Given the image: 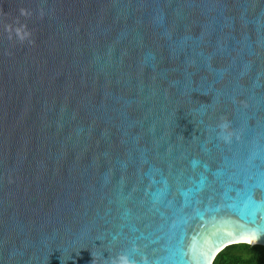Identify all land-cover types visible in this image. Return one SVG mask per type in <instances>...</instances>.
<instances>
[{
  "label": "water",
  "instance_id": "1",
  "mask_svg": "<svg viewBox=\"0 0 264 264\" xmlns=\"http://www.w3.org/2000/svg\"><path fill=\"white\" fill-rule=\"evenodd\" d=\"M236 243L264 245V0H0V264Z\"/></svg>",
  "mask_w": 264,
  "mask_h": 264
},
{
  "label": "trees",
  "instance_id": "2",
  "mask_svg": "<svg viewBox=\"0 0 264 264\" xmlns=\"http://www.w3.org/2000/svg\"><path fill=\"white\" fill-rule=\"evenodd\" d=\"M213 264H264V245L231 244L216 256Z\"/></svg>",
  "mask_w": 264,
  "mask_h": 264
},
{
  "label": "clouds",
  "instance_id": "3",
  "mask_svg": "<svg viewBox=\"0 0 264 264\" xmlns=\"http://www.w3.org/2000/svg\"><path fill=\"white\" fill-rule=\"evenodd\" d=\"M229 123L227 121H224L221 123L220 128L223 130L228 129ZM231 133L230 132H225L224 133V138L226 140L230 139ZM112 264H136L135 261L131 259V257L127 253H121L118 257H116L113 261Z\"/></svg>",
  "mask_w": 264,
  "mask_h": 264
}]
</instances>
